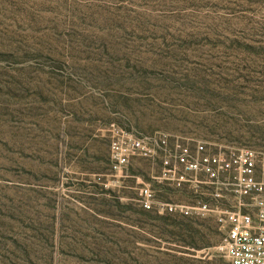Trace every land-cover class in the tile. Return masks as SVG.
<instances>
[{"label":"rangeland","instance_id":"rangeland-1","mask_svg":"<svg viewBox=\"0 0 264 264\" xmlns=\"http://www.w3.org/2000/svg\"><path fill=\"white\" fill-rule=\"evenodd\" d=\"M199 146L260 178L264 0H0V264H230L218 214L141 207L195 202Z\"/></svg>","mask_w":264,"mask_h":264},{"label":"built area","instance_id":"built-area-1","mask_svg":"<svg viewBox=\"0 0 264 264\" xmlns=\"http://www.w3.org/2000/svg\"><path fill=\"white\" fill-rule=\"evenodd\" d=\"M140 148V141L132 142V150ZM196 149L195 155H190L186 149H181L180 155L176 157V162L184 170L180 175L190 174V178L185 179L180 176L173 180L177 186L182 182L191 184L196 191L194 192L195 202L191 205L160 202L156 200L153 189L147 186L140 192L141 207L146 211L178 213L183 216L215 213L214 211L219 209L218 206L222 203L216 187L220 185L223 176H228L231 179L230 185L236 200L232 207L222 209L224 214L218 215L229 224L226 236L218 250L230 264H264V198L261 197L264 195V165L260 169V178L256 179V167L252 155L248 153L205 154L201 146ZM119 158L115 157L118 163L124 161ZM166 172L174 173L169 169ZM233 172L236 174L233 175ZM199 173L204 175L205 180L197 178ZM202 186H207L206 189L210 187L212 191L211 189L210 192L197 191ZM244 198H253L257 201V210L254 215L243 210L246 207L243 203ZM219 220L222 221V219Z\"/></svg>","mask_w":264,"mask_h":264},{"label":"crops","instance_id":"crops-1","mask_svg":"<svg viewBox=\"0 0 264 264\" xmlns=\"http://www.w3.org/2000/svg\"><path fill=\"white\" fill-rule=\"evenodd\" d=\"M231 179L228 176H223L221 178V183L219 186L216 187L219 195H220V200L222 203L218 206L219 209L214 211L215 213L219 214H224V210L222 209H228L233 206V193H232V188L230 185ZM196 193V191H194ZM193 192V193H194ZM202 192V191H199ZM223 203L227 204L226 208L223 206Z\"/></svg>","mask_w":264,"mask_h":264}]
</instances>
